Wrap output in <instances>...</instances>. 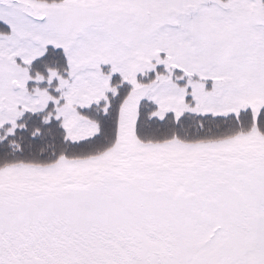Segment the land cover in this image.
Here are the masks:
<instances>
[{
  "label": "snow or ice",
  "instance_id": "1",
  "mask_svg": "<svg viewBox=\"0 0 264 264\" xmlns=\"http://www.w3.org/2000/svg\"><path fill=\"white\" fill-rule=\"evenodd\" d=\"M0 264H264V0H0Z\"/></svg>",
  "mask_w": 264,
  "mask_h": 264
}]
</instances>
